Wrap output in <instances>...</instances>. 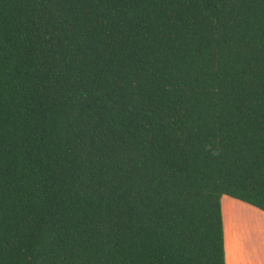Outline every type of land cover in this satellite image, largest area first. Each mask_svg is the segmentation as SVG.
Returning a JSON list of instances; mask_svg holds the SVG:
<instances>
[{"label": "trees", "instance_id": "trees-1", "mask_svg": "<svg viewBox=\"0 0 264 264\" xmlns=\"http://www.w3.org/2000/svg\"><path fill=\"white\" fill-rule=\"evenodd\" d=\"M264 212V0H0V264H226Z\"/></svg>", "mask_w": 264, "mask_h": 264}, {"label": "crops", "instance_id": "crops-1", "mask_svg": "<svg viewBox=\"0 0 264 264\" xmlns=\"http://www.w3.org/2000/svg\"><path fill=\"white\" fill-rule=\"evenodd\" d=\"M227 198L228 196H224L222 198V212H223L224 231H225L226 264H257V262L264 260V254L260 253L258 251L259 248H257L258 247L257 241L260 238V236L255 235L253 237L252 234L253 231L250 230L247 225L238 226L235 222L236 218L233 215V208L238 207L236 203H239V205L241 204L249 205V204L234 198H232L234 199V201L226 200ZM244 205H242V207H245ZM245 208L251 209L248 208L247 206ZM254 215L258 218H261L258 213H254ZM260 244L262 247H264V238ZM260 264H264V262Z\"/></svg>", "mask_w": 264, "mask_h": 264}, {"label": "rangeland", "instance_id": "rangeland-1", "mask_svg": "<svg viewBox=\"0 0 264 264\" xmlns=\"http://www.w3.org/2000/svg\"><path fill=\"white\" fill-rule=\"evenodd\" d=\"M226 200L234 201V199H232L230 197H228ZM236 204L238 205V207L233 208V215L236 218L235 219L236 224L238 226L247 225L249 227V229L253 231V233H252L253 237L255 235L260 236V238L257 241V245H258L257 248H259L258 251L260 253L264 254V247H262L260 244L264 238V212L254 208V207H251L249 205H244V204L239 205V203H236ZM242 205H244L245 207L247 206L248 208H251V209H247L245 207H242ZM253 212L258 213L261 218L256 217ZM262 262H264V260L257 262V264H260Z\"/></svg>", "mask_w": 264, "mask_h": 264}]
</instances>
